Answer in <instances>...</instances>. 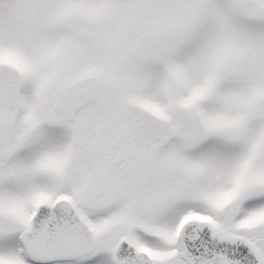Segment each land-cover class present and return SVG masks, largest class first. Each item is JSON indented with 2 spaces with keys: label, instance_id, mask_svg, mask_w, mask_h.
I'll use <instances>...</instances> for the list:
<instances>
[{
  "label": "snow or ice",
  "instance_id": "1",
  "mask_svg": "<svg viewBox=\"0 0 264 264\" xmlns=\"http://www.w3.org/2000/svg\"><path fill=\"white\" fill-rule=\"evenodd\" d=\"M0 264H264V0H0Z\"/></svg>",
  "mask_w": 264,
  "mask_h": 264
}]
</instances>
